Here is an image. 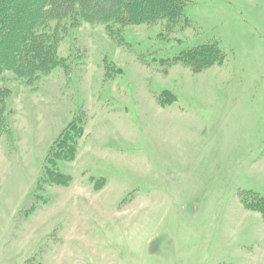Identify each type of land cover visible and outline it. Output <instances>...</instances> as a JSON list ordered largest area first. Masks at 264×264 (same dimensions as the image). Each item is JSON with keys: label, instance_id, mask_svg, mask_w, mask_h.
<instances>
[{"label": "rangeland", "instance_id": "obj_1", "mask_svg": "<svg viewBox=\"0 0 264 264\" xmlns=\"http://www.w3.org/2000/svg\"><path fill=\"white\" fill-rule=\"evenodd\" d=\"M185 13L187 27L131 26L119 43L83 24L61 48L70 72L4 75L0 264H264V219L240 201L264 196V0ZM208 43L222 64L177 60ZM76 117L79 154L57 162L71 184L39 182Z\"/></svg>", "mask_w": 264, "mask_h": 264}, {"label": "trees", "instance_id": "obj_2", "mask_svg": "<svg viewBox=\"0 0 264 264\" xmlns=\"http://www.w3.org/2000/svg\"><path fill=\"white\" fill-rule=\"evenodd\" d=\"M189 2L0 0V135L14 142L13 125L7 120L10 111H5L6 99L11 94L3 86L6 73L13 74L19 82L32 84L58 69L70 72L72 54L68 58L62 57L61 48L70 31L83 24L104 26L107 35L118 43L124 41L125 29L131 26L162 22L169 30L180 24L187 27L191 24L185 15ZM225 56L218 43H208L183 52L177 60L192 67L195 73H200L222 64ZM86 126V120L76 117L62 131L46 157L39 182L46 178L45 182L49 184H71L72 176L61 172L57 162L75 161ZM240 201L245 208L261 213L264 219V196L256 192H241Z\"/></svg>", "mask_w": 264, "mask_h": 264}]
</instances>
